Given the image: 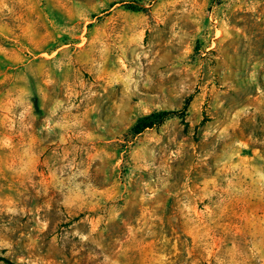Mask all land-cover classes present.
I'll return each instance as SVG.
<instances>
[{
  "label": "rangeland",
  "instance_id": "rangeland-1",
  "mask_svg": "<svg viewBox=\"0 0 264 264\" xmlns=\"http://www.w3.org/2000/svg\"><path fill=\"white\" fill-rule=\"evenodd\" d=\"M0 264H264V0H0Z\"/></svg>",
  "mask_w": 264,
  "mask_h": 264
},
{
  "label": "trees",
  "instance_id": "trees-1",
  "mask_svg": "<svg viewBox=\"0 0 264 264\" xmlns=\"http://www.w3.org/2000/svg\"><path fill=\"white\" fill-rule=\"evenodd\" d=\"M127 7L133 11H139V7L135 4H127ZM186 107L185 105L181 110L178 111H167L160 110L154 111L149 115L143 116L135 123L132 128L134 134H139L147 128H152L154 126L162 124L167 119L179 115L180 117H184L186 115Z\"/></svg>",
  "mask_w": 264,
  "mask_h": 264
}]
</instances>
